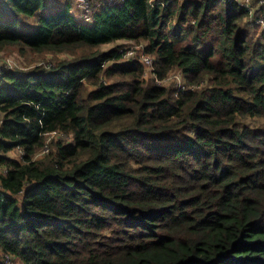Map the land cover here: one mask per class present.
<instances>
[{
    "label": "trees",
    "instance_id": "trees-1",
    "mask_svg": "<svg viewBox=\"0 0 264 264\" xmlns=\"http://www.w3.org/2000/svg\"><path fill=\"white\" fill-rule=\"evenodd\" d=\"M98 1L0 0V53L73 57L0 70V264H264V0Z\"/></svg>",
    "mask_w": 264,
    "mask_h": 264
},
{
    "label": "rangeland",
    "instance_id": "rangeland-1",
    "mask_svg": "<svg viewBox=\"0 0 264 264\" xmlns=\"http://www.w3.org/2000/svg\"><path fill=\"white\" fill-rule=\"evenodd\" d=\"M59 1L58 4L60 5H66L67 3L73 5V13L79 17L80 13H82V16L86 20H90L93 15L94 9L92 11L87 12L84 10V8L78 3L76 0H57ZM103 0H99L98 3L96 4L97 6L101 5V2ZM106 1V0H104ZM226 1V0H224ZM96 0H90V6L92 7V3H95ZM239 4L243 7H247L250 10L251 13V19L249 18L244 20V25L247 26V30L250 33V38L254 41H259V32L256 31L258 30L257 27L255 26L252 28L249 23L250 21H253L257 16V6L259 5L258 2L255 0H239ZM55 6V5H53ZM93 8V7H92ZM33 20L29 21V23H32ZM256 28V30H255ZM121 49L122 51L126 52V55L130 53H135L136 58H140V55L143 53V46L140 44H135V42L131 41H119L115 44L103 46L100 48L101 51H109L112 49ZM73 60V57H69L66 55H56V54H35L30 51H27L26 54H23L18 51V48L16 47H10L5 49L0 53V70L1 69H6L7 71L15 72V73H22L25 71H29L34 69L35 67H47L52 66L51 64H55L59 60ZM126 60H129V57L125 58ZM144 76L143 79L148 85H162L165 87H168L170 89H173L174 91H178L180 89H187L188 86L186 84V81L179 70H174L165 81L159 82L156 80V78L153 75V68L148 67L144 65ZM59 140H62L63 143L70 141L71 139L69 137H66L63 134L60 133H52L47 136L45 145L37 150L36 155H35V160H41L44 158H47L49 154L52 151V144L53 142H58ZM9 156L16 159V160H21L23 153L22 150L20 149H15L14 151L9 153ZM0 174L5 175L6 174V169L2 168L0 169ZM21 198V196H19ZM0 261H2V255L0 253ZM11 264H19L15 261L11 262Z\"/></svg>",
    "mask_w": 264,
    "mask_h": 264
},
{
    "label": "built area",
    "instance_id": "built-area-1",
    "mask_svg": "<svg viewBox=\"0 0 264 264\" xmlns=\"http://www.w3.org/2000/svg\"><path fill=\"white\" fill-rule=\"evenodd\" d=\"M78 3H80V5L84 8V10H86L87 12L92 11V7L90 6V0H76ZM115 0H106L105 3H113ZM236 2H238L239 0H235ZM126 57L132 58L134 61L139 60L143 65L148 66V67H153V57L152 56H148L145 55L144 53H142L140 55V58H136L135 53H130L129 55L127 54ZM183 89V88H182ZM181 90V89H180ZM179 91V90H178Z\"/></svg>",
    "mask_w": 264,
    "mask_h": 264
}]
</instances>
